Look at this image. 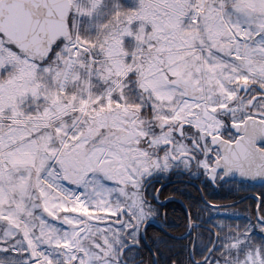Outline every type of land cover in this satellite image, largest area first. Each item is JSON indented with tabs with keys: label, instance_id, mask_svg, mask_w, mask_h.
<instances>
[{
	"label": "snow or ice",
	"instance_id": "1",
	"mask_svg": "<svg viewBox=\"0 0 264 264\" xmlns=\"http://www.w3.org/2000/svg\"><path fill=\"white\" fill-rule=\"evenodd\" d=\"M88 2L0 0V264H264V0Z\"/></svg>",
	"mask_w": 264,
	"mask_h": 264
},
{
	"label": "flooded vegetation",
	"instance_id": "2",
	"mask_svg": "<svg viewBox=\"0 0 264 264\" xmlns=\"http://www.w3.org/2000/svg\"><path fill=\"white\" fill-rule=\"evenodd\" d=\"M77 6L80 7H89L88 0H75ZM140 6V0H101V3L98 7L92 12L90 16L84 15H74V20L76 24V30L82 38H95L102 26L107 24L111 17L115 14L116 11L122 12H133L137 11ZM138 23L134 22L130 26V30L135 33L138 29ZM149 29H146V31ZM122 46L125 51L131 52L134 50L135 41L133 37H124L122 39ZM126 60H130V56L126 57ZM134 79V75L130 74V84H129V95L131 97L136 96V90L131 84V80ZM187 181L184 177L176 176L173 177V184L171 185H184ZM198 187V185H197ZM220 198V197H218Z\"/></svg>",
	"mask_w": 264,
	"mask_h": 264
},
{
	"label": "trees",
	"instance_id": "3",
	"mask_svg": "<svg viewBox=\"0 0 264 264\" xmlns=\"http://www.w3.org/2000/svg\"><path fill=\"white\" fill-rule=\"evenodd\" d=\"M173 186L180 187V186H183V185H169L170 188L173 187ZM187 194L195 195V191L192 188H188L187 189ZM240 195H243V193H234V192H229V191L225 190L223 192H219L217 194V198L220 197L218 199H221L224 202H228L231 198H233V197H237L238 198ZM176 211H177V213L179 212V208L178 207H177ZM152 230H154V229H150V231H152ZM178 234L179 233H170V235H178ZM145 255H146V253H145Z\"/></svg>",
	"mask_w": 264,
	"mask_h": 264
},
{
	"label": "rangeland",
	"instance_id": "4",
	"mask_svg": "<svg viewBox=\"0 0 264 264\" xmlns=\"http://www.w3.org/2000/svg\"><path fill=\"white\" fill-rule=\"evenodd\" d=\"M138 27H139V23H138ZM150 30V29H149Z\"/></svg>",
	"mask_w": 264,
	"mask_h": 264
}]
</instances>
